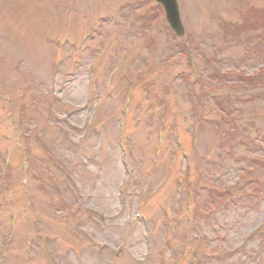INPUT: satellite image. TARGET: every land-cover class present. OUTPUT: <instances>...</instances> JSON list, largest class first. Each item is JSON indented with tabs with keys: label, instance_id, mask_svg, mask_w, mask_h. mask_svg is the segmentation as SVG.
Masks as SVG:
<instances>
[{
	"label": "rangeland",
	"instance_id": "1",
	"mask_svg": "<svg viewBox=\"0 0 264 264\" xmlns=\"http://www.w3.org/2000/svg\"><path fill=\"white\" fill-rule=\"evenodd\" d=\"M36 1L43 8L39 14L47 10L51 17L50 29L42 24L33 29V2L0 0V85L15 110L11 116L0 101V176L6 178L0 184V264H264V229L257 232L264 227V168L252 175L259 185L252 191L261 198L257 204L236 194L246 201L217 209L192 232L188 209H173L186 160H170V126L162 156L154 158L150 125L161 114L159 99L168 88L170 119L180 125L179 142L197 184L209 177L220 185L234 183L242 166L238 161L260 156L264 77L252 90L227 73L264 72V21L248 36L238 27L244 12L264 9V0H177L184 26L179 38L154 0ZM32 19L37 23L40 16L34 13ZM44 35L60 36L67 48L46 44ZM124 51L121 76L115 74L110 85L111 68ZM147 64L149 70L140 72ZM123 76L135 87L156 91L151 97L146 90L133 93L128 116L121 118L124 149L117 141L119 102L103 97L105 90L120 97ZM189 87L196 88L198 99ZM208 88L216 99L202 96ZM250 96V102H241ZM96 103L103 128L91 125ZM226 110L238 112L233 117L239 131L194 127L197 113L222 122ZM54 118L63 130L56 129ZM229 136L247 145L234 143L232 150ZM25 152L31 168L24 176ZM208 162L217 167L204 165ZM167 169L169 176H161ZM24 192L33 202L26 219ZM205 200L199 193L194 205L205 209ZM191 251L197 252L195 261Z\"/></svg>",
	"mask_w": 264,
	"mask_h": 264
},
{
	"label": "water",
	"instance_id": "2",
	"mask_svg": "<svg viewBox=\"0 0 264 264\" xmlns=\"http://www.w3.org/2000/svg\"><path fill=\"white\" fill-rule=\"evenodd\" d=\"M171 1H173L175 3V0H171ZM173 7H174L175 12L174 13L171 12L172 13L171 14L168 11V8L165 6V9L167 11V19H168L170 26L176 32V34L181 35L182 34V27H181V24L179 22L176 5L174 4Z\"/></svg>",
	"mask_w": 264,
	"mask_h": 264
}]
</instances>
